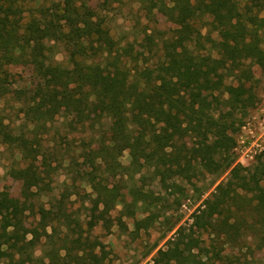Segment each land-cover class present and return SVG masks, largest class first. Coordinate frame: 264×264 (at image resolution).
I'll return each mask as SVG.
<instances>
[{"label":"trees","instance_id":"trees-1","mask_svg":"<svg viewBox=\"0 0 264 264\" xmlns=\"http://www.w3.org/2000/svg\"><path fill=\"white\" fill-rule=\"evenodd\" d=\"M31 1L0 0V146L18 155L10 175L21 184L19 196L0 188V264H103L96 227L125 229L124 216L137 211L159 216L167 200L150 181L182 192L180 180L197 188L207 175L214 191L152 264H258L234 250H264V153L243 166L234 148L264 91L247 64L264 72V0H130L175 25L153 65L119 45L104 19L125 0ZM17 68L26 75L17 79ZM61 120L82 136L101 128L95 148L83 150L90 169L79 172L90 188L85 217L69 208L68 189L50 196L64 157L46 136ZM125 176L131 202L109 183Z\"/></svg>","mask_w":264,"mask_h":264},{"label":"rangeland","instance_id":"rangeland-1","mask_svg":"<svg viewBox=\"0 0 264 264\" xmlns=\"http://www.w3.org/2000/svg\"><path fill=\"white\" fill-rule=\"evenodd\" d=\"M54 1L59 0H32L33 5L44 4L51 6ZM104 19L110 29L114 39L123 47L132 48L133 53L139 56L140 61L153 65L156 64L163 52L164 41L171 36L175 25L160 12L155 10L154 14H148L147 11L138 2L125 0L121 3H115L110 8L103 10ZM145 55V56H144ZM64 53L60 51L57 54L59 60L64 58ZM252 67L255 80L259 85L264 84V72L260 64L248 61ZM17 79L26 75L24 68H17ZM262 87V86H261ZM259 88L260 102L251 111L245 124L236 132V147L234 148L237 163L243 166H251L256 158L264 153V91ZM13 103L5 102L3 107L7 112L12 110ZM107 126L104 125V130ZM101 129L97 126L92 130L90 126L86 127L85 135L74 132L67 126L63 120L57 122L51 130L52 135L46 136L49 139L46 142L48 148H54L53 151H62L64 161L58 168L52 183V198H59L67 189L71 196L68 202L69 208L87 216V210L84 207H90L85 193L90 190L89 186L83 182L79 172L87 171L90 167L85 162L83 150L95 148V141L101 138ZM0 188L12 196H19L21 184L10 175V170L14 165V160L18 157L16 152L6 146H0ZM125 165L129 164V154L126 151L120 158ZM58 162L53 161V166ZM228 173H225L218 182L226 179ZM213 177L207 175L205 178L197 181V188L187 181L180 180L182 192H178L175 187L164 185L158 180L154 183L148 181L147 189H152L156 195L166 198V206L155 219L151 213L137 211L135 218L124 216L127 228H120L118 225L112 227V231H107L98 226L94 230V236L99 238L105 245L106 259L103 264H152V259L160 248H167L169 241L175 237L176 231L181 225L189 227L193 222V213L201 204L202 200L214 191L215 186H211ZM127 176L110 178V185L119 184L122 192L127 194L126 184ZM77 183L78 188L73 187ZM138 181L137 185L141 184ZM153 183V184H152ZM77 191L80 194L76 193ZM177 191V192H176ZM260 195L264 198V183ZM48 199V198H47ZM85 199V202H84ZM131 202V198L128 197ZM123 206H118L113 215H117ZM158 211V210H157ZM135 219L148 223L147 228L136 230ZM44 246H40L36 255L43 253ZM234 253L247 254V257H255L258 264H264V250H254L253 256L250 251L244 250Z\"/></svg>","mask_w":264,"mask_h":264}]
</instances>
